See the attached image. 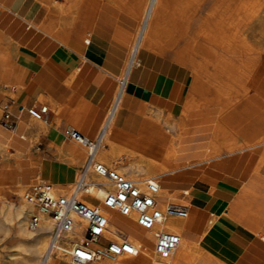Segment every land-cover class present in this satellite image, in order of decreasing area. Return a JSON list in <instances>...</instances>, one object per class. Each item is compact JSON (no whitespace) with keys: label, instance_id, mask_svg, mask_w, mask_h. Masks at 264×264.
Listing matches in <instances>:
<instances>
[{"label":"crops","instance_id":"0c3cea01","mask_svg":"<svg viewBox=\"0 0 264 264\" xmlns=\"http://www.w3.org/2000/svg\"><path fill=\"white\" fill-rule=\"evenodd\" d=\"M0 6L4 10L3 14L0 13V45L9 38L16 42L17 47L12 57L21 51L35 50L43 60V65L35 69L34 83L29 86L35 87L36 95L40 94L38 97L49 98L53 109H49L48 119L57 118L63 127L74 129L89 140L100 139L105 133L113 86L110 79L116 81L121 73L135 31L134 22L122 14L113 19L101 14L97 17L79 15L76 29L71 31L66 46L51 52L47 41L38 45L33 32H26L27 25L45 34L39 28L43 21L39 16L30 15L32 11L35 12L34 0H0ZM80 19L82 25H79ZM185 37L190 38V43L193 31L189 30ZM199 39L203 40V37ZM185 45L180 44L179 50L173 53H140L139 66L131 71L118 109L113 114L106 134V147H113L130 158L161 167L170 143L178 133L182 137L176 163L184 164L182 161L187 158H204L205 143L210 136L207 128L216 120L233 129L248 144L264 136V55L251 75L248 94L231 109L219 114L223 99L220 94L217 100L216 88L226 91L228 78L222 69L215 71L212 66L203 69L200 55H194L193 62L188 59L184 63L177 62L176 53ZM217 54L222 56L224 53L219 50ZM22 59L29 63L26 57ZM13 67L15 69L12 71L1 67L0 78L18 82L17 97L30 105L31 100L23 96L29 83L28 79H24L27 69L23 66ZM212 72L216 73V77L211 76ZM23 109L24 105H20L18 110L23 113ZM158 114L161 120L155 119ZM163 118H168L169 123L163 122ZM17 119L14 131L10 135L0 133V140H5L16 152L25 155L31 150L25 138L29 133L27 127L34 129L35 123L28 120L31 118L18 116ZM47 137L48 146L52 142L60 143L61 136L53 128L47 131ZM181 151L190 153L179 156ZM241 154L243 152L231 156L224 154L222 158L213 160L212 166L217 169L206 167L204 162L176 167L159 174L162 179V183H159L168 192L172 186L187 187L184 190V198L188 202L184 230L191 238L200 237L201 244L226 264H263L264 238L252 236V232L259 231L264 236V177H260L259 173L264 160L258 164V154L250 152L244 160ZM23 163L12 162L11 166ZM27 164H31L30 159ZM248 166H251L250 169ZM16 170L9 169L13 180H27L29 175L20 176ZM63 174L62 182L73 178L66 164ZM248 188H252L256 196L262 199V205L253 203ZM242 191V196L235 201ZM228 212L237 217L241 224L231 219ZM219 226L225 227V230ZM233 236L239 239L236 251L227 248L234 245V242H229Z\"/></svg>","mask_w":264,"mask_h":264},{"label":"bare ground","instance_id":"6f19581e","mask_svg":"<svg viewBox=\"0 0 264 264\" xmlns=\"http://www.w3.org/2000/svg\"><path fill=\"white\" fill-rule=\"evenodd\" d=\"M72 1H74L75 4L78 5V3H81L82 0ZM72 1L64 0V4L69 7L70 2L72 3ZM208 1L209 0H176V2H178V4L180 5V8H178V6L172 8L169 4V0H92L91 7L102 9H109L111 7H114L117 10L123 11L125 16L130 17L135 24L137 23L136 27L138 29V37L134 44L131 45V48H136V55L138 57L142 51L146 52L155 50L153 49L154 46L156 47V50H159V52L166 51V48H173L179 38L187 36L191 24L195 22L197 14L200 10H202L201 8H203ZM63 7L64 6H59L57 8L55 7L56 9L54 11H51L52 16L50 17V19H48L46 22H43L39 26V28L45 34L51 37L54 33L55 26L57 25V32L54 33V37L59 41L65 42L71 32H69L65 28V26L67 25V21L65 18L64 9L66 7L64 9ZM215 12V10L212 11V13L214 14ZM242 15H244L245 17H251L253 16V11L252 9H249L244 5H239L236 9L235 16L236 18H241ZM22 22L24 21L22 20ZM54 22L57 23L54 25ZM166 23H171V26H169L172 28L167 27ZM214 27L218 29V36H213L210 31L205 33L201 32V30L197 31L194 41L192 43H188L189 45H186L185 48L177 52L175 58L179 63H184L186 59L193 62L194 55H200L203 59V62L211 65L215 70H223L228 78V81L234 87L235 93L233 94L232 100H223L220 111L218 112L220 114L232 107L236 102H238L248 94L250 78L251 75L253 76L252 73L256 69L258 63L254 61L253 56L252 58L250 57L249 60L247 59L243 61L240 65L234 64L229 59L220 57L217 54V49H224L228 52H232V50H235L234 53L246 55L252 53V48L242 40L241 36L238 35V32L236 30L232 34L226 35L224 33V29H221L219 20H216L214 22ZM199 33H201L204 38L203 42H199L196 39V37L199 36ZM161 36L168 39V43L165 44V42L162 41ZM223 37L225 38L224 41L222 40ZM15 43L10 40L7 48L0 49V67H12V65L10 64V57H12V54H14V51L17 48ZM10 44L12 45L11 48L9 47ZM12 85L14 87H17V90L19 89L18 82H13ZM124 92L125 90L123 91L122 95L124 94ZM43 99H47V97ZM30 118L36 120V123L33 124L34 129L27 127L28 130H35L39 134L44 133L45 127L40 122L42 120L35 119L33 117ZM113 118V114H110V116H108V119L106 120V124L104 126L105 133H103L104 135L100 137L101 140L97 148H95L92 152L94 155L93 162L101 163L107 167H115L119 173L132 180H141V178H137L140 174H152L155 172L161 174L164 172H169L178 165V163L175 162V158L178 153V134L173 137L166 154V159L161 167H155L151 164L130 158L128 156H126L125 158L127 161H124V163H122L120 166L117 167L114 166V164L110 165L114 158L120 155V152L115 148L106 147V134L110 124L113 121ZM161 118L162 117L160 114L155 116V119L161 120ZM167 121V118H163V122L168 124L169 122ZM237 141L243 142V144H239L242 148L237 152H243L248 148L252 153H256L259 155L258 164H262V161L264 160V136H262L257 141V144H248L242 141L239 136L233 131V129L231 130L219 120L214 129L213 137L207 150L208 153H206V155L208 154V156H210V159H208L207 161L213 160L211 156L216 154L221 149L231 150L232 145ZM74 144L83 147L85 149V152L82 148H78ZM74 144H71V146L69 147H64L61 144V146L57 149L59 156L61 158H66L65 164L72 171L73 178L68 182H49L51 185H53V190L56 194L64 195L70 191L79 176L84 175L86 182L90 183V187L91 184L94 183H99V185H94V187L90 190V194L84 195L81 199L87 203H90V197L93 196L94 199H97L99 201L103 198L105 190L109 189L110 186L109 184H105L107 183V181L103 177L97 176L92 171V168L88 166L90 160L89 146L79 141H75ZM6 148V145L0 144V152L5 151ZM22 157L27 160L30 159L32 164L36 163L39 159L38 156L32 152L25 154ZM0 160L2 163V169L0 171V230H3L7 233H12L19 242H23L26 244L22 246V252L15 253L13 255L15 257L11 260V262H9V264H60L61 260H68L67 253L70 247L76 243H81L83 241V236L81 233L82 226H77L76 231L73 235H64L61 239H58L52 247L49 244L52 223L46 215L41 216L40 228L32 232L28 228V213H32L35 208L32 204L23 199L24 192L21 188L22 182L17 179L13 180L10 176L11 173H9L8 170L12 162H20V160L18 156H16L11 161L10 159L5 158L4 154L2 156L0 155ZM120 162H116L115 164L118 165L120 164ZM256 170L257 167H255V171ZM145 179H149L153 182L158 183L159 194L163 195L168 193L165 188L160 186L159 180L156 179L155 176H149ZM8 181H11L12 183L10 186L7 183ZM248 182L250 181L248 180ZM37 183L47 182L40 181ZM12 186L16 189L15 192L17 194V198L20 199L18 204H13L7 201V198L5 196V189H9ZM162 206L163 203L161 204V207ZM112 213H115L117 216ZM107 215L111 226V231L107 235L108 238L114 241H119L120 238L125 237L135 246V248L138 250V253L135 256L124 255L114 260H107L110 263L105 264H187L194 262L207 264L209 262V258L203 255V251L201 252L200 249H195L197 241H195L190 237L188 233L185 232V219H179L175 217L167 218L164 225V230L177 233L180 236V241L170 256H168L167 258H161L154 253L153 238L147 235L142 230V228L138 226L134 216L124 217L114 211H108ZM129 221L134 223V225L138 228L130 224ZM212 222L213 219L209 223L210 226ZM219 228L224 229L225 227L222 228L221 226H219ZM147 237L148 239L150 237L152 238V249L142 241ZM235 240H239L237 236H234V238L231 239V241ZM53 254H56V257H54ZM58 258L59 261L57 260ZM97 262L98 261H94L90 264H95ZM68 264L70 263L68 262Z\"/></svg>","mask_w":264,"mask_h":264},{"label":"rangeland","instance_id":"374dc122","mask_svg":"<svg viewBox=\"0 0 264 264\" xmlns=\"http://www.w3.org/2000/svg\"><path fill=\"white\" fill-rule=\"evenodd\" d=\"M91 1L92 0H82L81 3H78V5H76L75 2L72 1V3L70 2L69 7H67V5L64 4V0H34L35 6H34L33 10H35V12L32 11V13L30 15L32 17L39 16V19L41 21L46 22L52 16L51 11H54L59 6H64L63 9L66 7L64 9V13H65L66 21H67V25L65 26V28L69 32L76 29V25L78 22L77 20H78L79 15L82 16L84 14V15H90L93 17H97L98 15L101 14V15H105V16L109 15L112 19L118 14H122L125 16L123 11L117 10L114 7H111L107 10L102 9V8H93V7H91ZM169 4L171 5L172 8L177 7V6H178V8H180V5L178 4V2H176V0H169ZM239 5H244V6L248 7L249 9H252L253 16L245 17L244 15H242L241 18H236L235 12H236V9ZM201 9L202 10H200L196 16L195 22L193 24H191V26L189 28L190 31H193V38H192L190 43H192L194 41L195 35L197 34V31H199V30H201V32H203V33L210 31L213 36H218L219 32H218V29L216 27H214V22L216 20H219L220 25H221V29L222 28L224 29V33L226 35H230L236 30L238 32V35L241 36L242 40L244 42H246L252 48V53L246 54V55L240 54V53H234L235 50H232V52H228L224 49H217V51L222 50L224 53L222 56L219 54V56L222 58H225V59H229L234 64H237V65H240L243 61H245L247 59L249 60V58L250 57L252 58V56H253L254 61H256L257 63L260 62L261 58L264 55V0H209L204 5V7ZM213 10L216 11L215 14L212 13ZM3 12H4V10L0 6V13L3 14ZM74 13H75V17H74ZM125 17H127V16H125ZM127 18H129L131 20L130 17H127ZM56 23L57 22H54V25ZM136 24H135L134 34L132 35L131 42L129 44L127 53L125 55L122 70H123V67L126 63V59L128 56V52L130 51L131 45L134 44V42L137 40V37H138V33H137L138 29L136 27ZM170 24L171 23H166V26L169 28H172V27H170L171 26ZM23 25H25V23ZM79 25H82L81 19L79 21ZM25 28H26V32H33V34L36 36V41H37L38 45L41 43L43 44L44 40L47 41V43L49 44V47H51L49 50L52 49L51 52L53 50H55L56 48L66 46V44H67L68 38L65 42H63V41H59L57 38L54 37V33L57 32V25L55 26L54 33L52 34L51 37L46 36L37 28L28 27L27 25L25 26ZM188 36L190 37L191 35H188ZM200 36H202L201 33H199L198 37H200ZM161 37H162V41H164L165 44L168 43V39L163 38V36H161ZM189 37L179 38L177 40L176 44L173 46V48H166V51H170L171 53H173L175 50H179L180 44L185 45V43H186V45H189L188 44V42L190 41ZM198 37H196V39ZM200 40L203 42L204 38H203V40L199 39V41ZM222 40L224 41L225 38L223 37ZM9 42H10V39L8 38L7 40H5L3 42V44L0 45V49L7 48ZM186 45L183 48H185ZM153 49H155V50H152V51H155L158 53L166 52V51L159 52V50H156L155 46L153 47ZM22 56L26 57L29 60L28 61L29 63H27V61H24L22 59L23 58ZM10 58H11L10 64L12 65V67H3L2 69L12 71L15 69L13 67V65L16 67L23 66L27 69V75H26L27 77H25L24 79H28L29 83H28V87L26 89V92H24L23 96L24 95L27 96V98L31 100V104L30 105L26 104L25 102H23L21 97H17V92H18L17 87H14L12 85L13 82H8L7 80H3L2 78H0V133L2 134L3 132H5L9 135L14 131L13 127L16 125V122L18 120L17 119L18 116H21L22 118H30L31 117L28 114L27 110L32 105L41 104V105H46L48 107V109H50V110L53 109V107L51 106V104L49 102V98L43 99L42 97H38V96H40V94L36 95L37 90H35V87L32 88L31 86H29L30 83H34L33 78L35 76V69H37L41 65H43V60L40 57V55L35 50L25 51V52L21 51L16 56H13ZM139 59H140V55L138 57V60ZM208 66H211V65L203 62V65H202L203 69L207 68ZM122 70H121V72H122ZM0 71H1V69H0ZM212 73H214V74H211V76L216 77V73L215 72H212ZM110 82L113 84V86H112V90H111V93L109 96L108 111H110V108H111V105L113 103V99L115 96L116 88H117V83H116L115 79H113V80L110 79ZM228 83H229L228 89L226 91L225 90L221 91L220 88H218V89L216 88L218 101L220 99V94L223 95L222 96L223 100L229 101V100L233 99V94L235 93L234 87L231 85V83L229 81H228ZM215 100L216 99H214L213 101H215ZM20 105H24L23 113H20L18 110L20 108ZM5 111H8L12 115V118L14 120V123H12L9 126L4 124L2 121V115ZM28 120L31 121V123H36V120H33V119H28ZM167 120H168L167 122H169L168 118H167ZM40 122L45 127L44 133L39 134L35 130L31 131V130H28V128H27V132H29V133H27L25 135L26 143H28L30 148H31V150L28 153L32 152V153L36 154L39 158L38 161L34 164L31 163L30 165H28L29 164V162L27 164L28 160L24 159L22 157L24 153L16 152L10 146V144H8V142H5V140H3V139H1L2 141L0 140V144H4L7 146L5 151L0 152L1 156L4 154V157L10 159L11 161L14 157L18 156L19 160L21 162L22 161L24 162L23 165L10 166L8 168V170L9 169H11V170L17 169L16 171L18 174H20V176L29 175L27 180L22 181V183H21L22 184L21 188L23 189V192H25V190H27L28 187L31 186L32 184L40 182L42 180L49 183V184H50L49 181L62 182L64 180L63 179V176H64L63 171L65 169L66 158L65 157L61 158L59 156L57 149L61 146V144L64 147H69V146H71V144L75 143V140H72L66 136L67 128L63 127L57 118H49L48 122L47 123L44 122V124L42 121H40ZM217 122H218V120H216L215 123H213V125L211 127L207 128L208 133H210V136L207 139V142L205 143L206 150H205L204 158L203 157L199 158V159L187 158V159L182 161L184 164H178L177 165L178 167L179 166L180 167L187 166V165H190L193 163L204 162V164H206L205 165L206 167H210L211 169H217V168L212 166L214 164V163H212L213 160L221 158L222 155H224V154L231 156L233 154L240 153L237 151L242 148L239 144H243V142L237 141V142H234L231 150L221 149L216 154L211 156L213 160L207 161L208 159H210V156H208V154L206 155V153H208L207 150L209 148L210 141L213 137V132H214V129L216 127ZM52 128L57 133H59V135L61 136V140H60L59 144L52 142V144L48 146L47 131L52 130ZM180 128H179V130H180ZM30 133H32V134L29 135ZM178 135H179V141H178V146H179L180 139H181L180 137H182V136L180 135V133H178ZM194 135H196V134H194ZM257 143L258 142H255L254 144H257ZM74 145L77 146L78 148H82L85 152V149L83 147H81L80 145H77V144H74ZM247 149H245L243 151V154H241V159H243V160L246 159L247 157H249V155H250L251 151H250V149H248V150ZM187 153H190V151H181V152H179V156H183ZM125 158H126V155L121 154V152H120V155L116 156L114 158V160L110 163V165L114 164V166L118 167L122 163H124V161H127ZM116 162H120V164L117 165V164H115ZM250 167L251 166H248L247 168L250 169ZM1 169H2V163L0 160V171H1ZM259 173L261 174L262 177H264V163H263V168H261V171ZM149 176H155L156 179H158L159 182L162 183V179L161 178L159 179V173L158 172H155L152 174H140L139 177H137V178L145 179ZM7 183L9 184V186L12 184L11 181H8ZM5 187H8V186H5ZM185 189H187V187L182 186V185L181 186H179V185L172 186L168 193L163 194V195L159 194V197H160L159 200L163 204L170 202V203H176V204L187 206L188 202L184 198L185 197V194H184ZM248 189L252 193L250 196L252 197L251 200L253 201V203H255L257 205H262L263 204L262 199L259 196H256V193H254V191H252V188H248ZM15 190L16 189L13 186L9 189H5V196L7 198V201H9L13 204H18L20 199L17 198V194H16ZM242 194H243V191L234 200L235 201L238 200V198L240 196H242ZM255 197H257L256 198L257 200H255ZM90 200H91V203H95V204L99 203V201L97 199L90 197ZM29 214L30 213H28V218H29ZM228 215H229V217L231 216L230 218L233 219L234 221H236L239 225L241 224L237 217H233V215L230 214L229 212H228ZM130 224L134 225V223H132V222H130ZM135 227H137V226H135ZM31 231L34 232L35 230H31ZM252 236H255V237L261 238V239L264 238L262 233L259 231L252 232ZM233 238H234V236L231 239H233ZM193 239L195 241H197L195 249L196 250L200 249L201 252L203 251L202 252L203 255H205L209 258V262L207 264H226L218 256H216L214 253L210 252L207 248H205L201 244V241H200L201 238L200 237L194 236ZM231 239L229 242H231V243L234 242V245L227 246V248L236 251L238 248L237 245L239 243V240L231 241ZM142 241H143V243H146V245L149 248L152 249V238L151 237L149 239H148V237L144 238ZM24 245H26V244L23 242H19L18 239L12 233H7L3 230H0V264H9V262H11V260L15 257V256H13L15 253L22 252V246H24ZM53 256L56 257V254L55 255L53 254ZM57 260L59 261V258ZM99 261L95 264L110 263L107 260H104V261L99 260ZM68 262H69L68 260H61L60 264H68ZM187 264H202V263L201 262H199V263L194 262V263H187Z\"/></svg>","mask_w":264,"mask_h":264},{"label":"built area","instance_id":"2783aa9c","mask_svg":"<svg viewBox=\"0 0 264 264\" xmlns=\"http://www.w3.org/2000/svg\"><path fill=\"white\" fill-rule=\"evenodd\" d=\"M136 52V48L132 47L121 74L116 78L117 88L106 120L119 106L131 71L139 66ZM27 112L45 123L49 120L46 105L32 106ZM2 121L8 126L14 123L8 111L3 113ZM66 136L89 146L88 166L97 176L103 177L110 188L105 190L103 198L95 204L81 199L83 195L90 194L94 185H99L94 183L90 187L84 175L79 176L70 191L64 195L56 194L49 183H36L23 194V199L35 208L29 214L28 228L39 229L41 216L46 215L52 223L49 242L52 247L58 239L64 235H73L77 226H82L83 241L72 245L67 253L70 264H90L99 260H114L124 255L135 256L138 250L127 238L114 241L107 236L111 231L107 212L114 211L124 217L134 216L138 226L153 238L154 253L161 258L170 256L179 244L180 236L173 231L164 230L165 222L170 217L186 219L187 206L169 202L161 207L157 182L149 179L132 180L119 173L115 167L93 162L92 152L101 138L89 140L74 129H67Z\"/></svg>","mask_w":264,"mask_h":264}]
</instances>
